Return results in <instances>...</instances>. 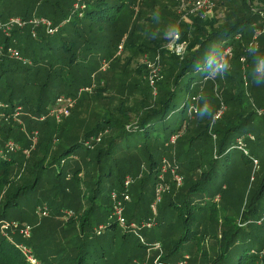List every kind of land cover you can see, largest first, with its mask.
<instances>
[{
	"label": "trees",
	"instance_id": "obj_1",
	"mask_svg": "<svg viewBox=\"0 0 264 264\" xmlns=\"http://www.w3.org/2000/svg\"><path fill=\"white\" fill-rule=\"evenodd\" d=\"M213 2L226 11V16L208 30L200 15H187L192 24L184 20L179 14L180 0H171V9L161 8L158 16L156 0H0L2 21L43 17L59 27L54 35L33 24L15 27L10 35L0 32V223L8 221L11 210L29 206L39 190L43 194L36 198V207L50 197L38 211L47 207L48 213L55 210L63 216L64 204L58 203L57 194L63 184H72L82 200L76 196L70 202L74 215L65 219L81 212L79 235L70 249L65 246L67 253L59 264H119L110 260L112 250L116 248L117 255H123L133 232L129 234V229L118 224L114 205L127 193L135 196L136 207L151 203V196L142 197V187L132 186L128 191L125 179L144 173L143 179L155 187L164 171L162 163L167 162L165 158L173 161L170 152L177 147L185 183L160 208L163 219L160 217L158 226H166L169 214L170 228L176 222L181 236L173 241L163 235L166 255L157 264L197 256L204 240L200 231L207 222L212 228V222L217 221L223 206L219 208L216 200L222 198L221 192L227 190L234 172L238 173L237 180H246L245 190L255 186V193L249 201L244 190L243 209L225 214V237L210 264H264V115L258 112L264 111V95L259 102L251 99L241 76L243 62L264 63V0ZM76 5L80 9H75ZM169 15L174 17V25L168 17L163 18ZM175 32L188 43L187 56L166 48ZM255 35L259 37L255 39ZM121 47L129 55L113 56ZM229 47L233 54L221 76L217 66ZM10 49L19 51L26 62L11 58ZM100 53L107 57L110 68L100 70L96 80L93 73L101 66ZM145 54L161 56V60L159 57L157 64L155 57L154 66L149 68L139 61ZM156 68L159 73L155 77L151 73ZM203 69L207 74L199 80ZM150 76L155 86H151ZM210 77L217 88L221 81L225 89L231 87L225 99L231 107L213 131L208 129L217 109L198 112V121V113L195 121L191 114ZM261 85L257 90L264 91L263 76ZM86 87L93 92H85L78 99L79 108L90 114L86 127H60L53 115L61 105L58 99L73 102L78 90ZM18 108L31 115L28 128L41 132L39 151L23 179L16 176L19 158L5 148L17 137L14 118ZM175 136L186 140L176 145L171 141ZM55 141L57 145L52 147ZM255 162L261 165L257 180L250 175ZM127 212L125 208L129 223L142 219ZM147 213L145 207L143 216ZM100 226L105 228L104 234L97 236L94 229ZM119 234L121 249L116 244ZM20 242L0 233V264H32Z\"/></svg>",
	"mask_w": 264,
	"mask_h": 264
},
{
	"label": "rangeland",
	"instance_id": "obj_2",
	"mask_svg": "<svg viewBox=\"0 0 264 264\" xmlns=\"http://www.w3.org/2000/svg\"><path fill=\"white\" fill-rule=\"evenodd\" d=\"M48 1L49 3H51L52 0H48ZM156 2H158V6L154 10L156 11L157 16L159 14L158 12L161 11V8L166 9L165 7L168 6L166 10L168 11L171 9V6H170L171 0H168L167 2L163 0H156ZM74 8L80 9V6L78 7L75 6ZM172 13L173 12H171V14ZM179 14H181V16L184 18L186 22H188L189 24H192V20H190V16H187L186 13H184V10L182 8H180ZM169 16H165L163 18L168 17L169 18L168 22L174 25L175 24L174 17L173 16L169 17ZM225 16H226V11L222 10L221 8H218L217 5L215 4L212 10V13H211V17H209L208 19H204V18H201L202 16L200 15V18L207 22L206 24L208 26V30H210L212 28V25L217 26V24L219 23L221 24L223 21H225ZM197 18H199V16ZM31 20L32 19H30L29 21H26V20H23V21L27 25V24H30ZM54 34H51V35H54ZM176 35H178L179 37L178 39H176L177 42L174 44V46H172L170 43L172 42L173 38H175ZM258 37L259 35H255V39ZM171 38L172 39L167 44L166 48L172 51L173 53L177 54L178 56L179 55L181 57L187 56L188 43L186 41L181 40V35L175 32L174 35L171 34ZM122 44H124V42L121 43L120 46ZM100 54H101L100 57L103 56L99 61L101 63V66L100 68L97 69V71L93 73V77L96 78V80H98V76L100 75L98 72L100 70L106 71L107 69L110 68L109 60L105 59L107 57H104L103 53H100ZM128 55H129V52H127L126 50H124L123 47H121L115 51V55L113 56L124 58ZM110 57L108 59H110ZM155 57L156 55L153 57L150 54H145L144 56L140 58L139 61L141 64L143 63L144 65H147L149 68H151L155 64V60H156ZM159 57L161 60V56ZM159 57L158 56L156 57L157 64L159 63ZM258 69H262V70L258 71ZM250 70L252 72H250ZM222 72L223 70H220L219 75L222 76ZM158 73H159V68H156L153 70L151 74L156 77ZM206 74H207L206 69L201 70L199 72L198 79L199 80L203 79V77ZM241 76L243 77L242 84H243L245 92L249 93L250 96L252 95L253 98L250 97L251 99L253 100L255 99L256 101L259 102L261 100V95H264L263 90H257L259 86H262L261 85L262 76L264 77V63L263 62H259V63L252 62L251 63L249 61L243 62ZM149 80L151 82V86H155V81H154L155 79H153L152 76H150ZM209 80L210 81H208L207 87L206 88L204 87L203 93L201 94L199 93V98L197 96V105L196 104L194 105V110H191L192 111L191 114H192L193 120L195 121V117L198 112H201L202 110H205L207 108L209 109L212 108L213 110L217 109L212 119V125L208 129L209 131H213L216 128H218L217 122L219 120H224L223 118L225 114L228 113L229 108L231 107L230 105L228 106V104L225 101L226 97L228 96L227 95L228 92L229 91L231 92V87H229L228 90L225 89L223 86L224 81H221L222 85L217 83L218 84V88H217L215 84H212V82L214 83L213 78L210 77ZM94 84L97 85V81ZM203 85H205V83ZM85 92H93V91L89 87L78 90V98L76 100H73V102L71 101L73 105L70 108L69 112H67V114L66 113L60 114V112L64 110V108H66V104L64 103H60L61 105L58 104L59 107L56 109V112H54L53 115L56 116L55 118L60 127L61 126H64V127L70 126L71 128H85L86 127V122L88 121V119H90V114L87 110H85L84 107H83L84 109L79 108L80 105H79V100H78ZM262 98H264V96H262ZM60 99L61 97L58 99V102ZM22 109L23 110L17 109L18 112L15 114V118H14V121L16 123L14 127H15V130H17V133H16L17 137L15 139L13 138L10 140L18 146V150L14 152L15 153L14 157L19 158V161H20V165L16 171V174H17L16 176L19 179L20 178L23 179L25 177L27 170L30 168V164L32 162L33 156L39 151L38 144L41 141V137H40L41 132L36 131L35 129L31 130L28 128L27 118L31 117V115L28 114L26 111H24V108ZM73 110H74V113L73 112L71 113V111ZM77 110L78 112L76 113ZM218 112L223 113L222 117H220L219 119L216 118V115L218 114ZM258 112L264 115V111L258 110ZM199 115L200 113L197 114V121H198ZM133 118H136V116L134 115ZM43 119L44 118H41V120ZM36 132H38V134ZM36 138L38 140L35 143ZM183 139L186 140L183 137L181 138L179 136L178 137L175 136L172 138L171 141L176 143L177 145L179 144V141ZM0 140L2 141L1 133H0ZM56 142L57 141L53 142L52 147L54 145H57ZM199 142L200 140L197 141V145H198L197 147H200ZM6 152H8L7 149H6ZM170 153L171 155H173V161L171 162L167 158H165L166 159L165 161L167 162L162 161L163 163H162L161 169L164 170L165 172L163 171V174H159V180L157 181L158 183L155 187L150 186L148 182L143 179L144 173L138 175L137 178L133 176L126 177L125 186L128 189V191L132 188V186H137L138 188L142 187L140 189L141 192L144 193L142 197L145 198L146 196H151L150 197L151 203L147 206H143L139 204L138 207H136L137 205H136L135 196L127 193V195L130 196L131 201H128L127 203H124V200L122 201V203L124 204L123 205L124 212L126 208L128 211L127 212L128 214L132 211L139 218L142 217V219L140 220L138 219V221L137 220L133 221V223L137 225L138 228L128 230L129 234L133 232V235L132 236L130 235L131 237H130L129 243H125V246L123 247V250H122L123 255H117L118 249L113 248L112 255L110 258L112 262H117L119 264H129V263H133L134 261H138V262H142V264H157V262L160 260V257H165L166 255V251L164 250L166 243L164 242L163 235L167 234V237L172 239L173 241H177L180 238L181 233H179V230L176 227L177 223L175 222V226H173L172 229L170 228V224L168 221L172 219L169 217L170 216L169 214L168 216H166V218L164 217L165 219H168V221H165L166 226H164L163 228L158 226V220L161 217V215H159L160 208L161 207L163 208V205L164 204L166 205L169 202L168 200L172 199V197H174V195H176V193L183 188L184 183H185L184 177H183L184 174L182 173L183 170L178 161L179 152H178L177 147L173 148ZM191 155L192 154H190V156ZM260 166H261L260 163L255 162L254 168L251 170V174H250L251 178H254L256 176L255 179L257 180V177H258L257 174L260 171L259 169ZM142 171H144V169H142ZM254 172H256L255 173L256 175H254ZM237 174L238 173L236 172L232 174L231 178L229 179V182L227 183L225 187L227 188V190L226 191L223 190L221 192L222 198L216 200V201L219 200V203L217 205L219 208L223 206V210L219 211L217 221H215L214 223L212 222V225H213L212 228L209 226L210 225L209 222H207L206 225L203 226L204 230L200 231V236L201 238H204V240L199 245L200 248L198 249L197 256L195 258L189 257L187 261L185 260L187 264L189 263L193 264L195 261H196V264H210V260H213L212 258L216 256V253L219 250L218 243L222 241L223 238L225 237V234L223 232L224 229H222V228H226L227 223H228L226 219H224L225 214L227 213V215H229V213L238 212L239 208H241L242 199H243L242 194L246 188V180H244V178L237 180V176H238ZM180 178H183L181 185H179L180 180H181ZM161 186L164 187L165 191L164 193H162V198H161L162 202L160 201L159 203H157V207H156V205H154L155 201L156 200L159 201L156 193L158 191V188H160ZM255 188L256 187L254 186V187H251V189L247 188V190H245L246 193L248 191L247 194H249V201L252 195L255 193ZM52 193L54 195V192ZM41 194H43L42 190L36 191L33 194V199L34 198L35 199L29 206L25 205V206L17 207L11 210L7 216V220L9 221L7 222L11 225V227L8 230H6L3 228L4 226L3 222L0 223V233L14 240L16 239L17 241H21L20 243L23 244V246H27L28 249L33 252L32 254L34 255V257L37 259V261L40 264H50L53 261L54 263L52 264H59L61 263V260L66 256L67 250L64 251L65 246L68 245V249H70V246L73 245L74 242L76 241V236L79 235V225H78L79 219L78 218L81 212L79 213L76 212V215L73 218L74 220L63 218V216L58 214V212H56L55 210L53 211L50 210L48 213V217L41 218L38 215V208L41 207L42 205H47L48 204L47 198L50 197L48 195L36 207V203H35L36 198L41 199ZM76 196L79 197L78 201L82 200L79 194V190L73 187L72 184H69V183L63 184L60 188L59 193L57 194L58 203L61 205L64 204V208L61 210H67V209L74 210L73 206H70V202L74 200ZM2 198L3 197L0 195V201L2 200ZM153 205H154V209H153ZM145 207H146V210L149 211V213H147L149 214L147 215V217L143 216ZM59 208L61 207L59 206ZM242 209H243V206L241 210ZM124 216H126V213H124ZM161 219L163 218L161 217ZM73 221H75L74 222L75 224H73L74 226L72 227ZM149 223L152 225L151 227L147 226V224ZM27 225L30 226V229L32 231L30 239L25 238L24 233H23V231L25 230L24 227ZM142 225H144L145 228H142ZM67 229L70 231L67 232L68 231ZM94 231L98 236L99 229L95 228ZM102 233L103 232H101V234ZM120 237H122V234H119V236L117 237L118 242L116 244H117V247H119V249H121ZM68 240L69 241L71 240L70 243H68ZM138 241L141 242L143 246L138 247ZM30 243H31V246L29 245ZM158 246H160V248H158ZM68 251L70 253V250ZM140 256H142L143 258L139 259L138 257ZM181 260H183V258L178 257L176 258L174 262H170L167 264H174L175 262H179ZM63 263H65V261Z\"/></svg>",
	"mask_w": 264,
	"mask_h": 264
},
{
	"label": "built area",
	"instance_id": "obj_3",
	"mask_svg": "<svg viewBox=\"0 0 264 264\" xmlns=\"http://www.w3.org/2000/svg\"><path fill=\"white\" fill-rule=\"evenodd\" d=\"M180 1L182 2L181 8L184 10L186 15H188V14L201 15L202 18H204V19H208L209 17H211L212 10L215 6V3L213 2V0H180ZM76 7H78V5H76ZM30 24H33L35 27H39V26L45 27L49 34H54L59 29V27L53 26L52 21H50L47 18H43V17L33 18L30 21ZM25 26H26V23L23 21L22 18H19V17L10 18L7 21L0 20V32L4 33L5 35H10L12 30L15 27L23 28ZM32 34L34 36H36L37 33L34 30V31H32ZM178 37L179 36L176 35L175 38H173L172 42L170 43L172 46H174V44L177 42L176 39H178ZM9 53L11 55V58L24 61L23 57H21V54L19 51L15 50V49H10ZM232 54H233L232 47H229L225 51L224 55L222 56L220 64L225 65L227 59L230 58L232 56ZM24 62H26V61H24ZM223 69H224V67L222 69H219V70H223ZM59 102L66 104V108H64V110H62L60 112V114H62V113L67 114V112H68L67 108L72 107V105H73L71 100H67V102H65L63 99L62 100L60 99ZM18 109L21 110V108H18ZM191 110H194V106L191 108ZM222 115H223L222 112H218V114L216 115V118L219 119L220 117H222ZM36 133L38 134V132H36ZM37 140L38 139L36 138L35 143L37 142ZM5 147H6L7 151L11 152V153L12 152L14 153L16 150H18V146L16 144H14L12 141L7 142ZM180 179L181 180H180L179 185H181L183 178H180ZM164 191H165L164 187L161 186L160 188H158V191L156 194H157L159 201H157V200L155 201L154 205H156V207H157V203H159L162 200L161 199L162 193H164ZM128 201H131V199H130V196L126 194L124 196V202H128ZM123 205L124 204L122 203V201H118L114 205V217L116 218L118 224L121 227L126 228V229L138 228L137 225H135L134 223H129L126 216H124ZM154 205H153V209H154ZM38 212H39V215L41 217H47L48 216V208L47 207H43V208L39 209ZM61 213L63 215V218H70L74 215V212L72 210H62ZM3 224H4L3 228L6 230H8L11 227V225L8 222H3ZM147 226L151 227L152 225L149 223V224H147ZM24 228H25V230L23 231L24 236L30 237L31 233H32L30 226H26ZM142 228H145V226L142 225ZM98 229H99V232H98L99 235L101 234V232H103L105 230V228L103 226H100ZM158 248H160V246H158ZM23 253L32 262V264H40L37 261V259H35L33 256L30 255L29 249L25 246H23ZM188 259H189V256H185L183 258V260H181L179 262H175L174 264H187L185 262V260L187 261ZM129 264H142V262L134 261L133 263H129Z\"/></svg>",
	"mask_w": 264,
	"mask_h": 264
},
{
	"label": "clouds",
	"instance_id": "obj_4",
	"mask_svg": "<svg viewBox=\"0 0 264 264\" xmlns=\"http://www.w3.org/2000/svg\"><path fill=\"white\" fill-rule=\"evenodd\" d=\"M224 66H225V65L220 64V65L217 66V68H218V70H219V69H222ZM260 70H262V69H258V71H260Z\"/></svg>",
	"mask_w": 264,
	"mask_h": 264
}]
</instances>
